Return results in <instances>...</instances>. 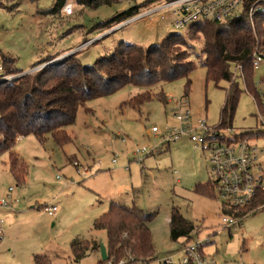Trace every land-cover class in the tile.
I'll use <instances>...</instances> for the list:
<instances>
[{
    "label": "rangeland",
    "instance_id": "rangeland-1",
    "mask_svg": "<svg viewBox=\"0 0 264 264\" xmlns=\"http://www.w3.org/2000/svg\"><path fill=\"white\" fill-rule=\"evenodd\" d=\"M145 1L119 0L93 9L74 0V14L69 18L61 17L59 10L51 11L56 0L0 2V51L14 60L13 67L22 71L11 73L10 78L25 76L20 74L50 56L56 57L42 65L59 63L74 53L83 65H91L110 55L121 42L146 48L176 33L174 17L166 15L161 20L159 14L130 21L114 32H90L94 25ZM183 37L195 66L189 75L191 86L186 97L190 110L205 118L210 126H217L228 84L221 81L215 86L205 81L200 56L203 40H192L190 32ZM86 39L98 41L82 47ZM261 52L264 54V49ZM230 72L237 77L241 91L232 129H255V115L261 106L245 91L235 66L230 67ZM262 78L264 59L253 70L252 78L263 103ZM184 85V79L162 84L152 90L155 97L139 110L123 105L140 91L130 86L85 103L84 108L89 111L78 110L74 124L66 127L72 141L62 147L56 146L50 137L43 145L33 136L22 137L12 151L26 167L22 185L9 172L8 153L1 155L0 199L12 188L17 201L10 209L0 210L5 236L0 243V264H36L37 256H45L49 264H98L100 255L94 253L74 260L69 244L76 237L93 239L98 244L106 242L105 232L93 230L92 222L106 209V195L111 193H117L118 200L128 193V205L134 199L141 209L153 214L150 229L155 259L149 264H158L156 260L175 255L182 247V239L174 242L169 236L167 219L172 207L194 224L190 241H207L203 252L216 264H264V210L247 215L239 226L225 227L219 200L194 192L196 185L208 184L212 179L208 155L185 138L164 144L151 133L153 127L163 129L172 124L166 105L157 98H183ZM248 143L260 152L256 164L264 169V137L250 138ZM143 148L154 150L151 155L133 153ZM73 162L86 168L87 174H78ZM95 191L105 195L97 198ZM46 205L57 208L54 216L45 213ZM177 259L176 255L174 260Z\"/></svg>",
    "mask_w": 264,
    "mask_h": 264
},
{
    "label": "trees",
    "instance_id": "trees-1",
    "mask_svg": "<svg viewBox=\"0 0 264 264\" xmlns=\"http://www.w3.org/2000/svg\"><path fill=\"white\" fill-rule=\"evenodd\" d=\"M158 1L147 0L118 12L109 20L94 25L90 32L108 31L155 6ZM63 2L64 0H56L51 11L59 10ZM117 2L119 0H76L78 5L93 9ZM252 22L254 28L251 27L249 17L241 14L220 22H197L187 31L191 33L192 40H203L200 56L205 70V81L214 83L215 86L221 81L228 84L224 89L225 100L217 125L223 131L232 129L241 93L237 77L230 72L231 66H235V69L241 68L240 76L245 91L262 107L252 78L253 53L264 49V3L259 5ZM87 41L86 39L83 43ZM187 48L183 34L178 32L171 33L160 43L146 48L121 42L110 55L100 57L91 65H83L76 58L77 53H74L59 63L49 64L33 73L1 84L0 156L8 153L9 172L15 182L18 185L24 184L27 175L24 163L12 152L16 138L33 136L43 145L46 138L50 137L58 147L71 143L66 127L74 124L78 110L84 108L89 101L111 96L130 86L140 91L123 105L139 110L143 104L155 97L153 89L178 79L185 80L183 97H187L191 86L189 75L195 67ZM54 57L56 56L35 63L31 69ZM13 63V59L4 58L7 72H22L13 67ZM261 82L264 83V78ZM157 99L167 107L163 95ZM84 110L89 111L86 108ZM253 137H264V132L257 131L256 128L234 132L226 137V141H241ZM194 192L218 200L211 179L208 184L196 185ZM260 205H264V194L258 195L251 209ZM249 209L243 208L238 216ZM152 220L153 214L139 208L134 199L131 205L110 202L107 210L92 222L93 230L104 231L106 234L104 246L107 260H99L98 264L121 259L127 264L151 263L155 259L150 229ZM168 229L170 239L174 242L182 239V245L190 241L195 232L194 224L175 207L169 212ZM69 247L73 259L77 261L93 250L99 251L96 242L80 237L74 238ZM35 263L49 264L45 256H37Z\"/></svg>",
    "mask_w": 264,
    "mask_h": 264
},
{
    "label": "built area",
    "instance_id": "built-area-1",
    "mask_svg": "<svg viewBox=\"0 0 264 264\" xmlns=\"http://www.w3.org/2000/svg\"><path fill=\"white\" fill-rule=\"evenodd\" d=\"M20 0H0V2L19 3ZM74 0H64L59 9V14L63 18H69L74 14ZM264 0H159L158 3L137 16L117 25L110 32L117 30L130 21L147 17L151 19L156 14L161 15L164 20L166 15L174 17L173 27L178 33H186L197 22H220L226 19L245 14L251 21L258 11L260 4ZM97 40V39H95ZM95 40H88L82 47L92 44ZM264 54L260 51L253 53V67L257 69L262 62ZM4 56L0 51V83L11 81L10 74L4 65ZM46 65L32 68L21 76L33 73L42 69ZM237 71L241 68L237 67ZM11 79V80H10ZM172 124L164 126L163 129L153 127L151 133L159 136L163 143H169L173 139L185 138L189 140L195 149L208 155L210 174L214 183L215 192L218 196L221 210L224 216L221 222L225 227H236L244 217L254 214L259 210H264V205L251 209L252 204L259 194H264V169L256 164L258 154L257 148L248 143V139L241 141L227 142L226 137H230L234 131L232 129L220 130L217 126H210L205 118L191 112L189 101L186 97L167 100L166 107ZM256 130L264 132V102L260 111L255 115ZM21 137H17L19 141ZM123 140V139H122ZM154 150V149H153ZM146 148L134 150V154H152ZM139 164L141 160H137ZM113 163L115 161L113 160ZM78 174L85 176L87 169L79 167L77 162H73ZM128 170V167L124 168ZM13 189L9 188L3 198L0 199V210H7L16 203L13 196ZM250 209L244 214H239L243 208ZM45 213L52 217L57 211L55 206H44ZM4 220L0 218V243L4 240ZM205 242L188 241L180 248V251L172 256L156 260L158 264H216L213 258L205 256L203 247ZM177 255V260H174ZM108 264H127L124 259L117 262L111 260ZM145 264V263H143Z\"/></svg>",
    "mask_w": 264,
    "mask_h": 264
},
{
    "label": "crops",
    "instance_id": "crops-1",
    "mask_svg": "<svg viewBox=\"0 0 264 264\" xmlns=\"http://www.w3.org/2000/svg\"><path fill=\"white\" fill-rule=\"evenodd\" d=\"M21 139H22V137H21ZM20 139V140H21ZM71 159H72V161H75V158H73V157H71ZM70 159V160H71ZM72 166H73V164H72ZM74 167V166H73ZM75 168V167H74ZM128 172H129V170H128ZM97 194H94V195H96L97 196V198H101V195H105V193H103V192H98V191H95ZM117 193H111V194H109V195H106V198H107V207H108V205H109V203L110 202H119V203H121V204H124V205H128V193H126L125 194V196L122 198V199H117V195H116ZM131 197H132V195H131ZM132 199V198H131ZM99 202H100V200H99ZM132 203V202H131ZM100 204H102V202H100ZM131 205V204H130ZM137 205V204H136ZM138 206V205H137ZM107 207H106V209L103 211V213L107 210ZM139 208H141L140 206H138ZM102 213V214H103ZM168 217H169V215H168ZM168 220V219H167ZM12 229V228H11ZM8 233H10V229H9V231H6V234L8 235ZM91 241H94V242H96L95 240H93V239H90ZM97 243V242H96ZM98 244V243H97ZM104 245H105V242L103 243ZM98 245H100V244H98ZM90 253H94L95 255H97V256H99L100 255V252L99 251H96V250H93V251H91ZM100 260H101V257H100ZM98 262H99V259H98Z\"/></svg>",
    "mask_w": 264,
    "mask_h": 264
},
{
    "label": "water",
    "instance_id": "water-1",
    "mask_svg": "<svg viewBox=\"0 0 264 264\" xmlns=\"http://www.w3.org/2000/svg\"><path fill=\"white\" fill-rule=\"evenodd\" d=\"M88 1H93V0H88ZM1 84H4V83H0V85ZM99 252H100L101 261H106L107 260V254H106L105 246L103 244L99 245Z\"/></svg>",
    "mask_w": 264,
    "mask_h": 264
}]
</instances>
